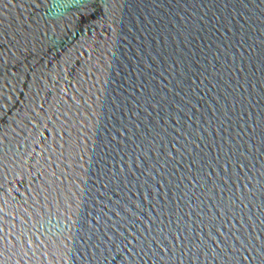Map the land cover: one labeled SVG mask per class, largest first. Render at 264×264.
Segmentation results:
<instances>
[{
	"label": "water",
	"instance_id": "obj_1",
	"mask_svg": "<svg viewBox=\"0 0 264 264\" xmlns=\"http://www.w3.org/2000/svg\"><path fill=\"white\" fill-rule=\"evenodd\" d=\"M0 264H264V0H0Z\"/></svg>",
	"mask_w": 264,
	"mask_h": 264
}]
</instances>
